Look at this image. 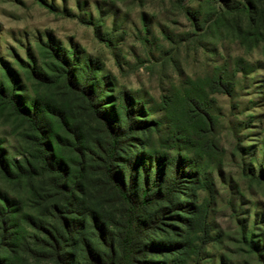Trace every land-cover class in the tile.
<instances>
[{
	"label": "rangeland",
	"instance_id": "obj_1",
	"mask_svg": "<svg viewBox=\"0 0 264 264\" xmlns=\"http://www.w3.org/2000/svg\"><path fill=\"white\" fill-rule=\"evenodd\" d=\"M251 2L248 13L223 14L211 0H0V80L5 78V66L12 69L22 81L24 98L50 96L72 108L85 129L90 128L82 101L62 81L41 86L25 73L30 65L57 77L58 65L46 46L74 49L82 61L93 59L99 64V77L110 76L113 92L108 95L117 98L127 92L144 107L140 119L160 124L150 140L147 132L133 136L118 167L125 177L128 161L144 154L145 145L172 157L178 152L195 155L192 145L166 142V135L175 124L189 119L181 109L173 110L178 100L200 94L208 103L214 120L198 139L196 159L200 183L208 182L211 188L189 179L171 202L146 211L145 219L155 221L164 210L149 243L174 250L170 255L162 251L150 256L149 261L264 264V181L259 180L264 172V0ZM223 65L231 71L239 65L243 68L237 71L230 94L213 92L209 83ZM91 131L98 132L95 125ZM31 135L27 124L0 103V149L14 171L31 159ZM91 164L94 170L96 165ZM142 168L139 165L134 174L139 188ZM94 173L85 181L87 197L120 223V204L111 192L102 190ZM4 196L17 211V220L8 231L7 244L0 248V264H55L43 244V229L32 227L29 219L45 229L52 223V208L60 200L51 189L50 177L11 181L0 170V205ZM195 206L203 208L193 227ZM115 228L118 232L117 223ZM73 254L78 264H87L83 247Z\"/></svg>",
	"mask_w": 264,
	"mask_h": 264
},
{
	"label": "trees",
	"instance_id": "obj_2",
	"mask_svg": "<svg viewBox=\"0 0 264 264\" xmlns=\"http://www.w3.org/2000/svg\"><path fill=\"white\" fill-rule=\"evenodd\" d=\"M211 1L221 8L223 14L248 13L253 5L251 0H246V3ZM46 48L58 65L57 71H51L58 76H51L30 65L25 66L26 75L41 86H56L62 81L64 88L82 101L83 112L89 116L91 127L95 125L98 131L92 133L91 127L85 129L72 108L59 104L50 96L38 94L28 101L21 93L20 77L12 69L4 67L5 78L0 80V103L10 107L13 114L27 124L32 132L33 154L26 160V165H17L14 171L0 149V170L11 181L50 177L51 189L60 200V204L52 208V223L49 221L48 229L40 228L42 224L29 217L32 227L44 231L46 240L43 244L47 246L49 258L55 264H78L73 253L83 247L87 264H168L167 259L162 263L148 260L162 251L169 255V251H174L169 245L166 250L162 245L149 243V236L162 222L164 210L156 214L155 221L145 219V215L149 208L171 202L176 194L181 193L183 182L189 179H196L203 188H211L208 182L200 183L201 167L196 159L200 150L198 139L207 130L209 121L214 120L208 103L200 94L197 97L189 94L178 100L173 110L181 109L183 117L187 113L190 120L175 124L166 135V142L192 145L195 155L178 152L172 157L145 145L142 146L144 154L135 156L132 162L128 161L130 166L125 168L128 171L125 177L123 172H118V167L121 155L132 146L133 136L147 132V140H150L160 124L140 119L145 113L144 107L127 92H120L117 98L108 95V92H113L109 89L112 87L111 78L99 77V64L93 59L82 61L74 49L60 50L53 44ZM240 69H243L241 65L236 71H231L227 65L218 67L209 77L213 92L230 94L234 91V78ZM165 109L168 111L170 108ZM61 149L68 152L67 157ZM91 163L96 165L94 170ZM139 165L144 170L141 188L137 186L134 175ZM166 168L169 174L165 173ZM91 171L99 177L102 190L111 192L120 204V223L87 197L85 181ZM259 180L264 181L263 171ZM202 208L195 206L196 215L191 226L197 225L195 221L200 219ZM16 213L10 200L4 196V204L0 205V248L7 244L8 231L17 220ZM11 264L17 263L13 261Z\"/></svg>",
	"mask_w": 264,
	"mask_h": 264
}]
</instances>
